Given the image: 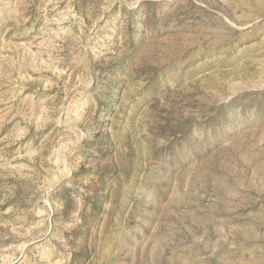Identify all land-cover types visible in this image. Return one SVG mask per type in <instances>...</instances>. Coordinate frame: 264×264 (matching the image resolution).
<instances>
[{
    "label": "rangeland",
    "instance_id": "1",
    "mask_svg": "<svg viewBox=\"0 0 264 264\" xmlns=\"http://www.w3.org/2000/svg\"><path fill=\"white\" fill-rule=\"evenodd\" d=\"M0 264H264V0H0Z\"/></svg>",
    "mask_w": 264,
    "mask_h": 264
}]
</instances>
